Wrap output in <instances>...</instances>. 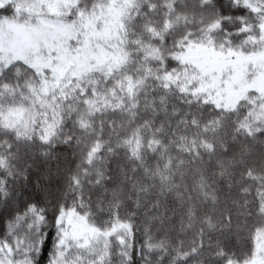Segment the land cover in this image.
Segmentation results:
<instances>
[{
  "label": "snow or ice",
  "instance_id": "snow-or-ice-1",
  "mask_svg": "<svg viewBox=\"0 0 264 264\" xmlns=\"http://www.w3.org/2000/svg\"><path fill=\"white\" fill-rule=\"evenodd\" d=\"M0 264H264V0H0Z\"/></svg>",
  "mask_w": 264,
  "mask_h": 264
}]
</instances>
